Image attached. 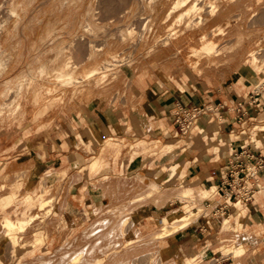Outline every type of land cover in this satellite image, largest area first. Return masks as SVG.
I'll list each match as a JSON object with an SVG mask.
<instances>
[{"label":"rangeland","instance_id":"1","mask_svg":"<svg viewBox=\"0 0 264 264\" xmlns=\"http://www.w3.org/2000/svg\"><path fill=\"white\" fill-rule=\"evenodd\" d=\"M104 1L0 0V116L7 121L9 144L15 142L23 126L21 116L26 119L39 110L22 107L23 100L29 105L33 100L46 111L63 101L68 89L75 120L84 123L85 115L92 120L97 112L108 125L115 108L125 104L134 90L136 74L164 73L176 78L182 71L200 74L206 80L204 74L214 68L216 79H224L231 64L264 66V0H182L184 5L172 12L176 0ZM211 4L215 6L213 12L208 6ZM14 11L18 16L12 14ZM67 20L77 22L80 28H74L71 41L64 43L63 28L54 27ZM172 32V38L167 39ZM204 34L206 40L218 44L213 50H220L218 55L196 54ZM250 50H258L252 60L255 65L249 60ZM60 71L71 73V78L59 79ZM261 86L264 89V81ZM60 111L62 115L63 108ZM262 120L264 109L246 124V129L262 137ZM70 126L78 137L79 122L57 123V135L63 138ZM84 128L91 133L90 126L84 124ZM108 138L103 146L112 148L113 141ZM97 166L98 161L81 171L40 173L35 187H31V179L26 180V172L18 173L14 182L8 177V183L0 186V197L10 191L16 193L8 207H1L0 264H212L177 245V232L156 238L161 232V219L147 229L139 228L129 218L127 206L107 205L102 195L110 197L112 188H97L94 180L84 188L69 187L83 176L90 178ZM179 186L165 189L154 184L142 189L134 201L138 205L153 198H160L161 203L180 199L181 203L167 208L169 213L179 214L169 222L177 223L175 220L183 215L189 224L205 211L201 203L204 198L218 196L214 185L198 196L191 183L179 181ZM70 191L73 195L83 193L86 198L81 204L69 205L64 197ZM120 191L125 193L127 185ZM238 208L227 216L230 221L222 233L242 227L241 216L235 223L232 220L233 213H244V206ZM5 216L20 222V226L9 230L4 226ZM232 242L239 245L237 238ZM226 243L222 245L225 256L242 253Z\"/></svg>","mask_w":264,"mask_h":264},{"label":"crops","instance_id":"2","mask_svg":"<svg viewBox=\"0 0 264 264\" xmlns=\"http://www.w3.org/2000/svg\"><path fill=\"white\" fill-rule=\"evenodd\" d=\"M72 23L67 20L62 26L54 27L63 28L64 43L71 41L74 28H80L77 22ZM219 51L208 54L218 55ZM253 51L250 50L248 56L255 65ZM216 74L214 68L204 74L208 77L206 80L200 74L187 75L182 71L176 78L164 73L136 74L134 90L129 93L125 104L115 108L108 125H104L103 115L97 112L92 120L85 115L84 123L75 120L76 112L71 111V91L68 89L63 93V101L49 106L47 112L41 110L43 105L34 104L33 100L29 105L23 100L22 107L39 110L33 111L26 119L21 116L23 126L16 133L13 144H9L7 121L0 116V186L8 183V177L14 182L18 173L26 172V180L31 179V187H35L40 173L81 171L91 164L95 166L98 161L90 178L83 176L69 187L84 188L94 180L97 188H112V195H102V200L113 207L127 206L129 218L139 228L147 229L159 219L161 225L163 218L173 220L179 214L176 211L169 213L171 210L167 208L181 203L180 199L161 203L160 198H153L137 205L135 196L154 184L165 189H178L181 187L179 181L191 183L198 196L203 189L219 185L229 172L235 153L248 150L257 157H264V135L259 137L246 129V124L264 109V89L261 86L264 66L233 67L231 64L224 72V79H216ZM176 102L188 108L206 106L212 111L199 116L189 134H181L173 115ZM78 122L81 125L78 137L76 132L70 131L71 126L67 127L69 133L66 132L63 138L57 135V123L71 125ZM45 124L48 126L41 127ZM84 124L91 127V133ZM107 136L113 141L112 148L103 146ZM93 158L97 161L92 163ZM261 179L262 190L243 205L244 213H233V223L237 216H241L239 231L231 229L222 233L224 225L230 221L225 218L236 209L232 203H229V211L222 214L217 210L224 203L220 195L213 199L204 198L201 203L205 211L199 219L189 223L183 231L175 232L177 245L191 249L212 264H264V169ZM126 185L127 191L121 192V187ZM64 198V202L70 205L81 204L86 196L83 193L73 195L70 191ZM1 207L5 206H0V219L3 215ZM165 213L169 214L165 216ZM236 238L239 245L232 242ZM224 243L235 250L241 249L242 253L225 256Z\"/></svg>","mask_w":264,"mask_h":264},{"label":"built area","instance_id":"3","mask_svg":"<svg viewBox=\"0 0 264 264\" xmlns=\"http://www.w3.org/2000/svg\"><path fill=\"white\" fill-rule=\"evenodd\" d=\"M206 106L184 107L176 102L173 115L181 134H189L197 118L211 112ZM264 169V157H257L254 152L245 150L235 153L229 172L222 177L216 187V194L224 199L218 206L222 214L229 211V203L236 208L251 201L262 190L261 171ZM239 209V208H238Z\"/></svg>","mask_w":264,"mask_h":264},{"label":"bare ground","instance_id":"4","mask_svg":"<svg viewBox=\"0 0 264 264\" xmlns=\"http://www.w3.org/2000/svg\"><path fill=\"white\" fill-rule=\"evenodd\" d=\"M107 1V0H105ZM104 1V2H105ZM103 2V1H102ZM65 3V2H64ZM3 4V3H2ZM108 4V3H107ZM182 0H176V3L174 4L173 8L170 10L171 12L174 11L175 9H177L178 7H182ZM2 6V5H1ZM210 7V12L212 11H215L214 8L215 6H213L212 4L211 5H208ZM12 12V11H11ZM189 13V10L186 11V14ZM12 14L14 15H17L18 16V12L17 11H14ZM136 14V13H135ZM148 20V19H147ZM146 20V21H147ZM150 20V19H149ZM148 20V21H149ZM148 21L146 23H148ZM145 27V25L143 26V28ZM147 27V26H146ZM88 29V28H87ZM146 30V29H145ZM150 31V30H149ZM174 35V33H169L166 38L167 39H171L172 36ZM203 39V45L201 47V49H196L195 52L196 54L198 52H206V53H209V52H212L214 49H216L217 45L216 43L211 40V39H207L206 40V34H204L202 37ZM81 45V44H80ZM259 50V49H258ZM253 51L252 52V60L255 61V59L257 58L256 56V53L257 51ZM264 50V49H262ZM258 54V53H257ZM116 63V62H115ZM106 65V64H105ZM43 71L46 69L44 66L42 67ZM46 72V70H45ZM57 77H59V79H67V78H71V73H66L64 71H60L59 74L57 75ZM35 100H37V97L35 98ZM16 193V192H15ZM15 193H10L7 197H4L0 200V206H7L9 205L13 200H14V195ZM229 218V217H228ZM227 217L225 219H228ZM25 222V221H24ZM175 222L177 223H170L169 222V219L168 218H163V222L162 224L160 225L161 227V232L157 233L156 234V238H163L165 236H168V235H171L177 231H179L180 229H183L184 227H186L188 224L186 222V219H185V216H180L179 217V220H175ZM4 226L7 227L9 230H13L15 228H18L20 226V222L16 221L15 219H12L10 216H5V219H4ZM24 226V225H23ZM12 244H13V241H11Z\"/></svg>","mask_w":264,"mask_h":264}]
</instances>
